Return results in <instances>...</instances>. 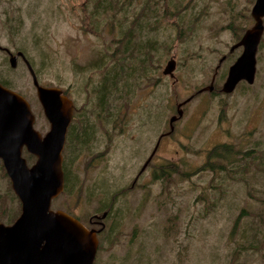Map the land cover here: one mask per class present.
Here are the masks:
<instances>
[{"label":"rangeland","instance_id":"1","mask_svg":"<svg viewBox=\"0 0 264 264\" xmlns=\"http://www.w3.org/2000/svg\"><path fill=\"white\" fill-rule=\"evenodd\" d=\"M87 2L0 0L1 46L13 54L23 52L33 62L41 85L68 91L80 110L89 104L83 87L88 77L80 78L75 65H86L113 39L99 22L97 34L92 31L95 20L90 19ZM255 2L132 0L129 13L133 19L136 16L137 26L150 23L139 42L151 38L156 42L151 71L160 84L155 85L157 78L151 77L142 88L136 86L126 108L120 101L123 112L117 125L106 112L103 121L94 120L97 112L93 113L97 137L90 152L71 162V174L81 187L73 194L63 192L52 203L54 211L71 213L88 227L91 218L110 212L105 224L114 236L98 237L104 250L98 252L95 264H264V246L245 250L249 244L244 238L232 236L242 209L250 214L240 228L246 235L256 225H264V39L253 85L242 82L232 94L222 92L235 57L216 74L236 38L254 26ZM166 6L183 10L167 16ZM111 45L112 53L115 44ZM4 51H0V73L31 104L35 129L47 134L50 124L25 63L19 59L17 69L10 72ZM173 59L177 62L174 79L163 74ZM214 76L215 90L199 95ZM191 97L174 123V132L166 135L171 118L178 116L177 106ZM159 140L155 156L141 174ZM222 144L256 150L253 154L260 159L240 177L205 171L208 153ZM23 157L29 166L36 162L28 152ZM170 169L175 170L170 180H158ZM4 170L1 162L0 224L7 225L9 211L21 203L8 197L11 181ZM142 248L145 256L140 254Z\"/></svg>","mask_w":264,"mask_h":264},{"label":"water","instance_id":"2","mask_svg":"<svg viewBox=\"0 0 264 264\" xmlns=\"http://www.w3.org/2000/svg\"><path fill=\"white\" fill-rule=\"evenodd\" d=\"M254 26L244 34L239 46L243 54L231 66L222 92L232 94L241 82L253 85L257 74V52L264 34V0H256L252 9ZM9 55L12 69L21 59L36 88L37 98L50 130L44 136L35 129L36 117L31 104L18 92L0 83V161L21 203V214L12 225L0 224V264H95L99 252L101 230L88 229L74 216L54 211L52 203L65 190L63 152L75 104L57 87H45L23 52ZM176 60H171L163 74L175 78ZM216 77V76H215ZM215 77L209 88L213 92ZM194 97L177 106L178 116L170 120V135L174 123L183 116V107ZM164 135L160 138L162 139ZM161 141L141 170H146ZM36 158L29 166L24 150ZM104 214L100 219H105Z\"/></svg>","mask_w":264,"mask_h":264},{"label":"trees","instance_id":"3","mask_svg":"<svg viewBox=\"0 0 264 264\" xmlns=\"http://www.w3.org/2000/svg\"><path fill=\"white\" fill-rule=\"evenodd\" d=\"M132 5V0H88L86 3V10L89 12L90 19L95 20L92 31L97 34L96 29L97 23L99 22L101 28L105 25L113 35L111 42L107 45L105 44V48L102 51L97 52L96 56L88 61L86 65H75L77 75L80 78L84 80L85 77H88L85 79L83 85L85 92L90 97L88 106H85L83 111L80 110L75 103L74 104L76 106L75 119L78 122L81 121V123H85L84 125H86V128H89V139L92 136L93 131L96 130L91 124V119H93L91 116L94 112H97L94 120L103 121L102 113L104 114L106 112L108 115L107 119L112 118L114 122H117L119 112H123V108L128 106V102L130 101L131 95L134 94L136 86H141L143 83H148L151 79L157 78L153 76L154 73L151 71L152 50L157 51V48L153 47L156 42L153 41L152 38L151 40L147 39L146 42L142 40L139 42V38L143 36L141 33L146 30L149 31L150 23L146 22L147 24H144V26H142L143 23H141L137 26L139 21L137 22L136 16H134L133 19L129 13ZM166 8L167 6L163 8L165 9V13H167V16L170 15L172 17H174L175 14L179 15L183 10L180 6H170L169 10ZM121 16L125 19L124 21L120 19ZM128 18H132L133 20L127 21ZM152 41L153 43H151ZM111 44H115V49L112 53L110 52L113 48ZM29 62L34 66L32 61L29 60ZM6 63L7 61L5 60V65ZM155 68L158 69L157 66ZM9 71L14 72L11 67H9ZM94 76H97L98 79H95ZM159 81V78H157L155 85H159ZM0 83L15 91V84L13 81L4 77L1 73ZM64 92L68 97L70 96L68 91ZM19 94L21 93L19 92ZM120 101L124 102L123 108L120 106ZM90 111H92V113ZM83 124L82 128L84 126ZM88 141L81 138L78 140L77 150L73 151V142L70 138V131H68L66 145L63 152L65 194H73L76 188L81 187V185L78 186L77 180L71 174V162H76L81 153L90 152L91 146ZM255 151L256 150H239V147L233 144L218 145L208 153V161L204 170L217 176L240 177L239 174H244V171L247 170L250 164L252 166L253 163L260 159L256 153L253 154ZM261 160H263L262 157ZM174 172V169H170L168 173H165L163 176H158L157 178L158 180L163 179V181H168ZM4 177L5 179H8L5 173ZM8 197L13 203L19 202L11 186L9 187ZM9 214L10 215L6 219V224L12 225L21 214L20 204L17 209L9 211ZM68 214L71 215V213ZM109 215L110 212L107 213L108 217ZM249 216L250 214L248 211L244 209L240 211L233 224L232 236L239 235L244 238L245 245L249 244V246H244L243 249L258 250L260 247L264 246V237H262L264 234V225H256L255 229L252 231L253 233L251 235H246L245 229L240 228L244 225L245 219ZM114 232L113 229L105 226L100 233V237L107 235V239H110L114 236ZM103 245L104 244L100 241L99 251L104 250ZM140 254L141 256H145V250H143V248L140 249Z\"/></svg>","mask_w":264,"mask_h":264},{"label":"flooded vegetation","instance_id":"4","mask_svg":"<svg viewBox=\"0 0 264 264\" xmlns=\"http://www.w3.org/2000/svg\"><path fill=\"white\" fill-rule=\"evenodd\" d=\"M249 30V29H247ZM242 34V36H239L236 38V42L234 43V45L231 47L230 51L228 54L224 55L221 60H220V63H219V66L217 68V73L218 74V71L219 69L221 68V66L226 63V62H229L231 59H234V63L233 65L236 63V61L241 57V55L243 54V51H244V48L242 46H239V43L241 42L244 34L246 33V31ZM263 39H264V34L262 36V39H261V42H260V45H259V48H258V52H257V64H258V54H259V51L262 47V43H263ZM238 53V55H237ZM232 65V66H233ZM231 68V67H230ZM230 68L228 70V74H229V71H230ZM228 74H227V77H228ZM257 75V74H256ZM217 76V75H216ZM215 77V76H214ZM227 79V78H226ZM215 81H216V77H215ZM242 83V82H241ZM215 90V89H214ZM200 95V94H199ZM71 99V98H70ZM75 115H76V106H75V111H74V116H73V120L71 122V125L69 127V131H70V138L73 142V151H76L77 150V147H78V140H80L81 138H84L86 139V141H88V143H90V146H92V142L94 141V139L97 137V134L95 132V130L93 131V134L92 136L90 137L89 139V136H88V132L90 131L89 128H86V125H84L83 123H81V121H77L75 119ZM118 122V121H117ZM115 122V125H117L118 123ZM82 124L84 125L83 128H82ZM44 136V135H43ZM27 152V150L25 149L23 154ZM138 179V178H137ZM137 181V180H136ZM107 214V213H105ZM107 217L105 219H100L101 217H99L98 215L94 216L93 218L90 219V227L85 226L88 228V229H95V230H101V228L103 227V224L106 226L105 224V221L107 220ZM76 218V217H75ZM78 219V218H77ZM79 220V219H78ZM80 221V220H79ZM81 222V221H80ZM82 223V222H81ZM95 227H99V229H96ZM100 236V234L98 235V237Z\"/></svg>","mask_w":264,"mask_h":264}]
</instances>
